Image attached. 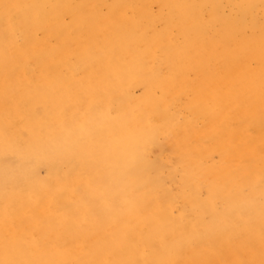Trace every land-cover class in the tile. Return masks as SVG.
I'll return each mask as SVG.
<instances>
[{"label": "bare ground", "instance_id": "6f19581e", "mask_svg": "<svg viewBox=\"0 0 264 264\" xmlns=\"http://www.w3.org/2000/svg\"><path fill=\"white\" fill-rule=\"evenodd\" d=\"M232 1L0 12V264H264V0Z\"/></svg>", "mask_w": 264, "mask_h": 264}, {"label": "rangeland", "instance_id": "374dc122", "mask_svg": "<svg viewBox=\"0 0 264 264\" xmlns=\"http://www.w3.org/2000/svg\"><path fill=\"white\" fill-rule=\"evenodd\" d=\"M16 0H0V12H4V10H6V9H8V10H10L12 7V5L14 4V2H15ZM238 2V0H233L230 4H226V3H224V5H225V8H224V11H225V13L226 14H228V10L229 9H232L233 11H236V9H237V3ZM31 6H33V4H32V2L31 1H27V2H24L23 4H22V6H21V8H20V10H17L16 12H14L13 13V16L16 18V20L19 22V24L22 26V28L24 29V31H26V33H28V35H29V29H28V17H29V14H30V12H31V9H32V7ZM46 9V8H45ZM262 13V11H257V14H258V17H260V18H262V19H264V14H261ZM261 14V16H259ZM26 19H27V22H25L26 21ZM64 18H62L61 20H62V22L63 23H66L67 21H66V19H64ZM259 19V18H258ZM52 20H55V19H53V17H49L48 18V21H49V24H48V27H51V28H55V26H56V24L52 21ZM56 21V20H55ZM263 21V23H264V20H262ZM42 22V21H41ZM58 21H56V23H57ZM259 25V24H258ZM20 26V27H21ZM44 26H40V25H38V26H35V28H38V29H40V30H35V28H33V34H32V36H36V37H39L41 34H46V30H43L42 28H43ZM36 31V32H35ZM29 36H31V35H29ZM139 93H140V91L139 90H137V89H135V91H133V96H138L139 95ZM159 156V151H158V149L157 148H152V149H150V157L151 158H156V157H158ZM208 161H212V162H214L217 158H216V156H210V157H208ZM173 161V159L172 158H170V159H168V160H166V165L167 166H170L171 165V162Z\"/></svg>", "mask_w": 264, "mask_h": 264}]
</instances>
